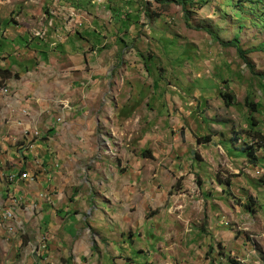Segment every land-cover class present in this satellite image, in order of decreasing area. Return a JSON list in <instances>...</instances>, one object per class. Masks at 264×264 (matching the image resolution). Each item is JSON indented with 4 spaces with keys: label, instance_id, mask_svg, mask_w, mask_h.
I'll return each instance as SVG.
<instances>
[{
    "label": "rangeland",
    "instance_id": "1",
    "mask_svg": "<svg viewBox=\"0 0 264 264\" xmlns=\"http://www.w3.org/2000/svg\"><path fill=\"white\" fill-rule=\"evenodd\" d=\"M113 2L0 0L2 62L19 68L48 54L61 64L78 53L99 78L122 84L113 123L68 120L74 128L97 120L102 143L77 159L75 182L52 183L50 192H62L57 204L82 195V215L106 212V237L66 255L39 230L47 205L37 199L21 229L13 198L3 224L0 204V264H38L40 246L51 264H264V147L247 126L264 139V0H190L185 13L176 0ZM135 9L137 24L122 31L118 21ZM247 145L254 166L237 152Z\"/></svg>",
    "mask_w": 264,
    "mask_h": 264
},
{
    "label": "crops",
    "instance_id": "2",
    "mask_svg": "<svg viewBox=\"0 0 264 264\" xmlns=\"http://www.w3.org/2000/svg\"><path fill=\"white\" fill-rule=\"evenodd\" d=\"M71 56L75 58L70 61ZM7 61L0 60V82L3 86L0 94V173L19 170V155L25 142L22 132L25 129L32 149L26 152V162L21 171L26 170L31 162L41 163L45 171L39 169L34 172L28 168L30 174H35L32 182L16 185L5 183L0 175V204L5 205L4 215L12 205H17L16 199L18 206L14 215L22 229L32 215V205L40 199L47 208L38 214L39 230H46L47 239L52 244L68 248L66 255L72 247H90L92 241L100 244L106 237V223L103 224L105 219L102 218V213L106 212L94 208L82 215L77 210L80 205L78 199L82 195L67 196L68 202L63 200L57 204L55 198L62 197V192H50L52 183L75 182V176L81 173H77V159L91 149L97 152L102 143H98L96 137L97 120L96 127L78 128L71 126L68 120L87 116L104 119L106 116L110 118L109 123H113L111 117L118 108L122 84H118L116 79L99 78L98 70L101 69L90 67L78 53L69 55L67 62L61 64L54 62L48 54L43 61L19 64V68ZM27 129H35L40 138L32 141L31 132ZM39 189L43 191L39 193L41 197L35 196ZM9 198L12 200L7 204ZM4 222L2 220L1 224ZM40 258H45L43 252Z\"/></svg>",
    "mask_w": 264,
    "mask_h": 264
},
{
    "label": "trees",
    "instance_id": "3",
    "mask_svg": "<svg viewBox=\"0 0 264 264\" xmlns=\"http://www.w3.org/2000/svg\"><path fill=\"white\" fill-rule=\"evenodd\" d=\"M108 1V8L111 9L112 4L114 3L113 0H107ZM177 3H179V5L181 6V11H183L185 13V9H184V5L186 3H189L190 0H176ZM110 4V5H109ZM130 4V3H129ZM137 8V7H136ZM112 11H114V9H112ZM138 12L135 9V14L133 16V19L130 17H122V19L120 21H118L119 26H121L122 31L125 32V30H127V28L130 25H136L137 24V19H138ZM144 12V11H143ZM118 15V11L116 12V16ZM118 41L123 42V40H119ZM232 43L235 45V49L237 50V52L240 54V50L237 48L236 43L237 40L236 38L233 39ZM125 43H123L122 48L124 47ZM1 84V83H0ZM220 93V97L222 98L223 102L225 105H228L231 101V97L230 95L226 94L225 92H219ZM244 104L247 107V109L249 110L250 113H255L257 111V106L248 99V97L245 98L244 100ZM254 125L253 122H251V120L248 122L247 126L249 129V132L251 133L250 136H248L251 140L255 141V143H258L259 145H257L256 147L258 148H262L264 147V139L258 134L257 131L254 130ZM254 150L252 148V146L247 145L244 147H241L240 149L237 150V152L241 153L244 156V159L247 161V163L249 165H256L257 164V159L254 156ZM38 257V256H37ZM38 259V258H37ZM35 259V260H37ZM38 262V260H37Z\"/></svg>",
    "mask_w": 264,
    "mask_h": 264
},
{
    "label": "built area",
    "instance_id": "4",
    "mask_svg": "<svg viewBox=\"0 0 264 264\" xmlns=\"http://www.w3.org/2000/svg\"><path fill=\"white\" fill-rule=\"evenodd\" d=\"M22 137H24V147L21 150V154L19 155V157L21 158L22 162H26V152H30V150L32 149V144L28 143V140L25 137L24 134V130L22 132ZM41 166V163H40ZM41 171L44 172L45 169H43V167L41 166ZM22 169L16 170L15 172L10 171V172H6L7 173V178L10 182L11 185H16L19 182H31L30 177L28 176V168L26 167V170L21 171ZM2 215V214H1ZM3 216V215H2ZM45 246H40V254L42 252V250L44 249ZM38 258V264H43V261L45 258H40V256L37 257Z\"/></svg>",
    "mask_w": 264,
    "mask_h": 264
},
{
    "label": "bare ground",
    "instance_id": "5",
    "mask_svg": "<svg viewBox=\"0 0 264 264\" xmlns=\"http://www.w3.org/2000/svg\"><path fill=\"white\" fill-rule=\"evenodd\" d=\"M25 131V137H26V129L24 130ZM28 176H29V171H28ZM30 177V176H29ZM30 180H31V182H32V179H31V177H30ZM12 218V213L10 212V211H8V212H6L5 213V215H3V219L2 220H9V219H11ZM43 264H51V262L50 261H48L46 258L44 259V261H43Z\"/></svg>",
    "mask_w": 264,
    "mask_h": 264
}]
</instances>
